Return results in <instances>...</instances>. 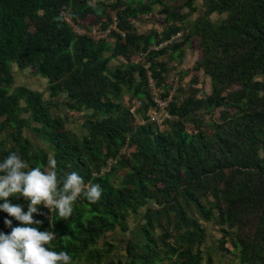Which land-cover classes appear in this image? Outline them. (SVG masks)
I'll use <instances>...</instances> for the list:
<instances>
[{"label": "trees", "instance_id": "16d2710c", "mask_svg": "<svg viewBox=\"0 0 264 264\" xmlns=\"http://www.w3.org/2000/svg\"><path fill=\"white\" fill-rule=\"evenodd\" d=\"M200 3L187 23L194 0H0V161L18 152L44 169L51 155L58 176L77 172L103 190L95 203L77 199L69 219L55 211L46 216L42 205L33 214L43 221L33 226L56 234L48 247L66 251L72 264H211L198 248L206 237L202 222L209 221L222 232L219 248L227 237L236 241L235 264H264V0ZM212 13L223 17L214 22ZM141 14L160 18L162 30L138 33L133 21ZM84 20L77 32L73 24ZM179 31L180 38L157 47ZM193 37L194 77H208L210 92L178 87L170 95L167 61ZM117 56L121 61L110 67ZM11 65L44 77L48 98L12 86ZM146 72L163 90L160 97L170 95L160 125L146 121L153 106ZM124 93L131 98L126 105ZM134 99L142 103L141 124L129 112ZM52 106L79 113L84 132L63 129ZM24 129L49 153L30 149ZM108 160L115 163L105 167ZM119 170L112 183L110 172ZM9 200L27 211L23 196ZM132 217L144 239L128 238L123 259L106 258L113 245L98 241L107 232H128ZM5 219L20 225L0 210L5 234L12 230Z\"/></svg>", "mask_w": 264, "mask_h": 264}, {"label": "clouds", "instance_id": "9594fccd", "mask_svg": "<svg viewBox=\"0 0 264 264\" xmlns=\"http://www.w3.org/2000/svg\"><path fill=\"white\" fill-rule=\"evenodd\" d=\"M57 165L50 155L44 169L32 167L18 152H10L0 161V201H3L0 210L20 222L12 227V220L4 221L12 230L10 234L0 231V264H72V257L66 251L57 252L48 247L56 234L33 226L43 223L34 220L33 214L37 213L38 205H44L60 218L69 219L77 199L83 196L95 203L103 190L99 184H86L77 172L58 176ZM17 194L29 201L26 212L9 200Z\"/></svg>", "mask_w": 264, "mask_h": 264}, {"label": "rangeland", "instance_id": "374dc122", "mask_svg": "<svg viewBox=\"0 0 264 264\" xmlns=\"http://www.w3.org/2000/svg\"><path fill=\"white\" fill-rule=\"evenodd\" d=\"M89 3L94 2L95 0H87ZM201 0H194V8L195 11L190 13L188 16L187 23L191 20L195 19L199 14L201 9ZM156 7L153 8L155 10ZM210 19L214 22L218 21L223 15H217L212 13ZM86 20L83 23L73 24L74 29L77 32H82V27L85 26ZM92 23V22H89ZM83 24V25H82ZM133 24L136 26V30L138 33H145L151 29H156L157 31H161L163 28V24H161L160 18H156L153 15L141 14L138 16L136 20L133 21ZM32 28V27H30ZM106 30L102 31V35L105 37ZM177 39L180 36H176ZM110 39V38H109ZM111 40V39H110ZM198 46H197V38L193 37L188 43L183 46V50L180 56L177 59H170L167 61V72L164 75V84L168 86L170 89V94L172 95L174 92L178 91V87L182 88L184 92L190 91V88L200 89L201 95H207L210 92L209 80L208 77L204 76L202 73H197L194 77V63L198 60ZM132 60L134 62H139L140 58L138 56H133ZM120 62V57H115L109 60V66L113 67L116 62ZM11 76H13L12 86L19 85L24 86L34 90H40L43 92L44 98H48L46 88V82L44 77H40L39 75H35L29 68H25L22 70L16 69L13 65L10 68ZM195 79V83H191V80ZM163 90H159L158 94L161 95ZM186 93H180V95L185 96ZM131 100L129 93H124L122 96V102L126 105ZM219 109H214L212 111L211 118L216 119V115H218ZM137 111V110H136ZM133 114L134 123H138V120L141 119L139 116L140 112H136ZM51 113H56L60 117L64 119V128L71 129L76 134H82L84 129L81 127L82 118L79 113H73L70 110L65 108H61V110L57 109V107H51ZM161 112H158L160 114ZM21 135L28 139L30 142V149H35L37 146L42 147L47 153L49 150L45 147L44 142L35 134L27 131L26 129L22 130ZM1 136L6 138V132H1ZM124 149L121 150V154L125 155L126 151ZM115 161L109 160L104 164L105 167H109L113 165ZM104 171H106L104 169ZM124 170H119L116 172H110L109 179L112 183H118L119 178L121 177ZM139 219L137 217H132L129 223V231L128 232H120L118 229L114 232H107L104 237H102L98 244L101 245L102 241L106 240L112 243V250L108 252L105 256L106 258H113L114 260L119 258H124V242L131 238L135 242H141L144 238L138 227ZM202 225L206 231L205 240L202 244L199 245V250H201V255L205 258L207 255L210 257L211 264H235L236 259L233 256L232 250H235V246L237 245L236 241L231 237H227V242L223 245V249L218 247L219 239L221 238L222 232L219 227L213 221L202 222ZM233 240L235 243H233Z\"/></svg>", "mask_w": 264, "mask_h": 264}, {"label": "built area", "instance_id": "2783aa9c", "mask_svg": "<svg viewBox=\"0 0 264 264\" xmlns=\"http://www.w3.org/2000/svg\"><path fill=\"white\" fill-rule=\"evenodd\" d=\"M111 27H114V25H111ZM123 35V34H122ZM181 32H176L175 34H173L170 39L165 40V42L160 43L157 47H161V46H165L166 43L170 42L171 40H175L177 39L176 36H180ZM155 47V48H157ZM146 88L149 89V94L151 97V101H152V108L146 113V121L153 123L155 125H160V123L168 117V112H167V105H168V101L170 100V95L165 96V98L160 97V95L158 94V89L155 87L154 82L152 81V79L149 76V72H146ZM142 106L141 101L134 99L132 101V103L129 106V112L130 114L135 113V111L137 109H139ZM158 112H161L160 114H158ZM144 121L142 119L138 120V123L141 124ZM109 161V160H108ZM107 161V162H108ZM115 161V160H113ZM44 207V214L46 216H50V210L45 207L44 205H42Z\"/></svg>", "mask_w": 264, "mask_h": 264}, {"label": "crops", "instance_id": "0c3cea01", "mask_svg": "<svg viewBox=\"0 0 264 264\" xmlns=\"http://www.w3.org/2000/svg\"><path fill=\"white\" fill-rule=\"evenodd\" d=\"M14 66V65H13ZM15 67V66H14ZM10 68H11V66H10ZM16 68V67H15ZM17 69V68H16ZM22 70V69H21ZM12 80H13V76H12ZM14 86H16V85H14ZM17 86H19V85H17ZM30 89V88H29ZM32 90H34V89H32Z\"/></svg>", "mask_w": 264, "mask_h": 264}]
</instances>
